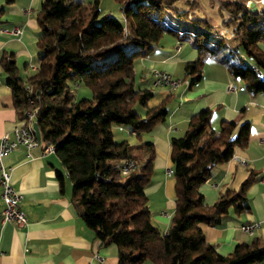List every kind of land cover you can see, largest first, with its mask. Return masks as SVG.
I'll return each instance as SVG.
<instances>
[{"label":"trees","instance_id":"trees-1","mask_svg":"<svg viewBox=\"0 0 264 264\" xmlns=\"http://www.w3.org/2000/svg\"><path fill=\"white\" fill-rule=\"evenodd\" d=\"M13 0H7L11 2ZM125 6L123 18H100L99 0H41L37 11L40 35L36 42V68L26 79L19 75L13 53L5 51L1 66L13 92L20 117L25 108H38L36 122L43 141L56 144V154L72 182V204L103 245L118 246L117 264H257L264 260V238L254 235L220 254L206 239L201 222L215 224L230 208L242 214L251 210L248 188L256 171L250 169L238 188L220 192L213 204L206 202L200 186L212 168L233 157L250 135L244 117L221 120L211 127L212 109L193 115L181 136L171 137L175 178V210L164 232L151 221L145 188L150 183L156 149L143 141L168 113V98L151 107L154 91L136 87L135 60L151 53L165 33L185 37L198 50L186 61L183 80L189 87L200 82L207 60L226 66L233 79L250 93H264V5L251 11L246 0H217L222 26L231 38L216 36L217 26L195 16L194 0H116ZM169 11L182 22L195 21L186 32L163 20ZM4 8L0 7V21ZM132 43L127 52L124 46ZM116 57L99 65L106 54ZM255 66V68L253 67ZM32 86L35 104L25 83ZM91 89V98L76 99L71 83ZM145 108L141 115L136 106ZM114 125H128L138 142L116 141ZM134 160L137 167L124 175L121 165ZM62 178L61 175H59Z\"/></svg>","mask_w":264,"mask_h":264},{"label":"crops","instance_id":"crops-1","mask_svg":"<svg viewBox=\"0 0 264 264\" xmlns=\"http://www.w3.org/2000/svg\"><path fill=\"white\" fill-rule=\"evenodd\" d=\"M81 1L88 4L94 0ZM194 1L198 4L195 16L206 17L198 14L202 0ZM40 3L41 0L9 3L0 0V7L4 8L0 21V62L7 51L13 53L18 68L23 65L26 70L30 64H37ZM116 3L115 0H99L100 18L109 14L123 18L122 11H117L120 5ZM211 3L217 6L222 22L220 3L217 0ZM15 27L20 31L14 32ZM186 30L187 27L179 28L180 32ZM222 30L220 36L232 37L231 29L222 26ZM261 45L264 48V41ZM197 57L198 50L188 39L168 33L156 43L151 53L135 60L141 88L150 87L154 91L149 106L168 98L166 118L142 136L143 141H151L156 149L152 178L145 191L151 221L165 232L175 210V178L168 174V169L173 168L171 137L183 135L190 118L202 110L212 109L211 127L218 129L221 120L237 119L245 108L244 117L250 122L247 144L237 146L232 158L215 165L210 177L200 186L206 202L213 204L220 192L238 188L250 169L256 171L255 180L247 191L251 205L249 212L238 214L230 208L219 222L200 223L206 239L216 245L220 254L227 255L236 244L248 242L254 235L264 238V93L250 94L242 81L232 78L224 64L212 59L207 60L200 82L192 87H189V81L176 88L155 84V70L181 78L186 61ZM6 79L7 74L0 63V141L5 132L22 122ZM230 84H235L236 88L230 89ZM117 127L121 140L135 136L130 127ZM237 157L246 160L247 165ZM3 162L11 170L14 188L22 195L20 205L28 221L24 225L1 221L4 202L0 188V264H117L118 246L115 243L103 245L75 211L72 182L56 152L42 153L41 148H36L29 154L26 147L20 145L6 154ZM253 222L258 226L252 234L241 229L242 224ZM142 264L155 263L146 259ZM259 264H264V260Z\"/></svg>","mask_w":264,"mask_h":264},{"label":"built area","instance_id":"built-area-1","mask_svg":"<svg viewBox=\"0 0 264 264\" xmlns=\"http://www.w3.org/2000/svg\"><path fill=\"white\" fill-rule=\"evenodd\" d=\"M258 7L264 5V0H255ZM125 6V2L122 5V8ZM111 15V14H109ZM14 32H19L20 29L15 27L13 29ZM233 31L230 33V37L233 36ZM33 69L36 68L35 65H32ZM255 68V66H253ZM154 80L156 85L168 86L170 88H176L181 83L186 82L188 80H183L181 78H176L172 76L170 73L165 71H154ZM1 83V80H0ZM25 90L29 94L28 100L34 105L36 100L39 98V95L32 96V86L29 82H26ZM230 89H235V84H230ZM36 107L34 108H25L24 116L22 117L21 124L16 125L10 132H5L0 141V188H1V196L4 202L3 209L1 211V221L3 223L6 222H15L19 225H24L28 221L27 214L21 208L20 201L22 199V195L16 191L12 184L11 180V170L10 168L4 165L3 159L10 151L15 149L16 147L23 145L26 147L28 153L30 154L34 149L41 148L42 153H50L55 152L56 144L51 141H43L42 138L39 139L35 133V129L33 127L34 122H36ZM13 134V137H11ZM242 164L247 165L246 160L241 159L239 157L236 158ZM137 167V163L134 160H128L124 164L121 165L122 174L126 175L130 173L133 169ZM168 174H173V168L168 169ZM258 226V223H244L241 225V229L252 234L254 232L255 227ZM259 264V263H257Z\"/></svg>","mask_w":264,"mask_h":264},{"label":"rangeland","instance_id":"rangeland-1","mask_svg":"<svg viewBox=\"0 0 264 264\" xmlns=\"http://www.w3.org/2000/svg\"><path fill=\"white\" fill-rule=\"evenodd\" d=\"M116 1V0H115ZM117 2V1H116ZM212 0H202V5H201V9L198 11V14L200 16H206L210 19V21L217 26L216 28V36H220L221 35V32L223 33V30H222V22H221V17L219 15V12H218V9H217V6L214 5L213 3H211ZM118 3V2H117ZM116 3V4H117ZM120 6H117V11L120 12L122 11V5L123 4H120L118 3ZM117 4V5H118ZM117 12V13H118ZM102 13V12H101ZM115 16V15H114ZM120 17L118 18H121V15H119ZM163 20L168 24L170 25L171 27H175V28H184V27H187V28H193L191 26V23H195V22H191L190 20L187 21L186 23L185 22H181V20H179L177 17H175L174 15H172L169 11H166L164 12L163 14ZM223 20V19H222ZM191 22V23H190ZM165 34H168V33H165ZM188 44V43H186ZM124 48L126 49L127 52L131 51V49L133 48V44L132 43H127ZM117 54L115 52H111V53H108L106 55H104L100 60H99V65H103L105 64L109 59H112L114 57H116ZM37 62V60H36ZM36 65V63H35ZM20 76L24 79L27 78V76L32 72L33 67H32V64H30V66L28 67V69H24V66H20ZM177 78V77H176ZM180 78V77H179ZM183 77H181L182 79ZM72 87H74L75 89V97L76 99H81V98H91L92 97V92H91V89L86 86L85 84L83 83H76V82H72L71 83ZM136 87H141V84H140V79H139V75L137 74V77H136ZM136 110L141 114V115H144L145 113V108L142 107V106H139L137 105L136 106ZM118 125H114L113 127V130H114V138L116 141H119L122 139V136H120V133H119V130H118ZM128 128L129 126L126 125ZM127 131V129H126ZM128 133V131H127ZM126 134V133H125ZM127 140L131 143V144H135L137 143V140H136V136L134 137H129L127 138Z\"/></svg>","mask_w":264,"mask_h":264},{"label":"water","instance_id":"water-1","mask_svg":"<svg viewBox=\"0 0 264 264\" xmlns=\"http://www.w3.org/2000/svg\"><path fill=\"white\" fill-rule=\"evenodd\" d=\"M246 4L251 11L258 10V8H259L258 5L256 4L255 0H246ZM33 127L35 129V133H36L37 137L39 139H41V134H40V130H39L37 122H34Z\"/></svg>","mask_w":264,"mask_h":264}]
</instances>
